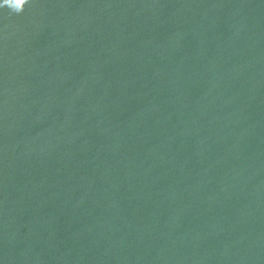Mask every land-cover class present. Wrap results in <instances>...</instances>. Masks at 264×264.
Returning a JSON list of instances; mask_svg holds the SVG:
<instances>
[{
	"label": "water",
	"instance_id": "obj_1",
	"mask_svg": "<svg viewBox=\"0 0 264 264\" xmlns=\"http://www.w3.org/2000/svg\"><path fill=\"white\" fill-rule=\"evenodd\" d=\"M0 264H264V0L0 8Z\"/></svg>",
	"mask_w": 264,
	"mask_h": 264
},
{
	"label": "clouds",
	"instance_id": "obj_2",
	"mask_svg": "<svg viewBox=\"0 0 264 264\" xmlns=\"http://www.w3.org/2000/svg\"><path fill=\"white\" fill-rule=\"evenodd\" d=\"M28 3L29 0H0V8L7 7L11 13L20 14Z\"/></svg>",
	"mask_w": 264,
	"mask_h": 264
}]
</instances>
